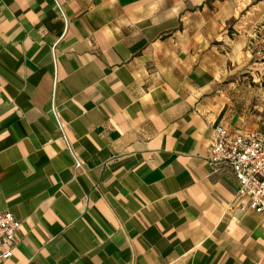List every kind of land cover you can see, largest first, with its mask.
<instances>
[{
	"label": "crops",
	"instance_id": "obj_1",
	"mask_svg": "<svg viewBox=\"0 0 264 264\" xmlns=\"http://www.w3.org/2000/svg\"><path fill=\"white\" fill-rule=\"evenodd\" d=\"M204 1L0 0L3 264H264V213L207 162L227 104Z\"/></svg>",
	"mask_w": 264,
	"mask_h": 264
},
{
	"label": "rangeland",
	"instance_id": "obj_2",
	"mask_svg": "<svg viewBox=\"0 0 264 264\" xmlns=\"http://www.w3.org/2000/svg\"><path fill=\"white\" fill-rule=\"evenodd\" d=\"M202 8L201 21L210 33L216 30L215 45L226 58L219 81L227 104L221 125L264 132V0H207Z\"/></svg>",
	"mask_w": 264,
	"mask_h": 264
},
{
	"label": "built area",
	"instance_id": "obj_3",
	"mask_svg": "<svg viewBox=\"0 0 264 264\" xmlns=\"http://www.w3.org/2000/svg\"><path fill=\"white\" fill-rule=\"evenodd\" d=\"M61 15L65 18L63 12ZM58 124L63 141L75 160V168L80 169L83 162L59 120ZM207 162L214 173L231 171L238 183L237 198L244 200L252 211L264 213V132H232L216 124ZM21 226L22 222L11 212L0 213V264L14 256Z\"/></svg>",
	"mask_w": 264,
	"mask_h": 264
},
{
	"label": "trees",
	"instance_id": "obj_4",
	"mask_svg": "<svg viewBox=\"0 0 264 264\" xmlns=\"http://www.w3.org/2000/svg\"><path fill=\"white\" fill-rule=\"evenodd\" d=\"M208 1H210V2H211V1H214V0H208Z\"/></svg>",
	"mask_w": 264,
	"mask_h": 264
}]
</instances>
